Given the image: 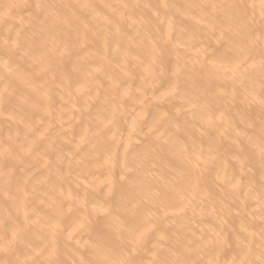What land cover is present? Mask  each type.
Listing matches in <instances>:
<instances>
[{
	"label": "bare ground",
	"instance_id": "bare-ground-1",
	"mask_svg": "<svg viewBox=\"0 0 264 264\" xmlns=\"http://www.w3.org/2000/svg\"><path fill=\"white\" fill-rule=\"evenodd\" d=\"M0 264H264V0H0Z\"/></svg>",
	"mask_w": 264,
	"mask_h": 264
}]
</instances>
